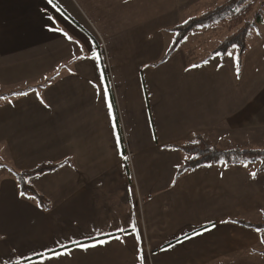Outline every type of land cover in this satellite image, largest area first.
Masks as SVG:
<instances>
[{
	"label": "crops",
	"instance_id": "crops-1",
	"mask_svg": "<svg viewBox=\"0 0 264 264\" xmlns=\"http://www.w3.org/2000/svg\"><path fill=\"white\" fill-rule=\"evenodd\" d=\"M199 2L57 0L61 16L47 0H0V264L60 244L70 254L46 264H140L141 249L144 264H264V161L176 176L186 154L169 145L192 134L264 150V4L259 19L247 15L241 54L214 52L241 27L220 21L190 30L159 62ZM49 15L78 43L50 30ZM88 32L106 55L119 143L100 62L78 59L98 52ZM39 164H60L28 178L45 208L20 195L14 175Z\"/></svg>",
	"mask_w": 264,
	"mask_h": 264
},
{
	"label": "trees",
	"instance_id": "trees-1",
	"mask_svg": "<svg viewBox=\"0 0 264 264\" xmlns=\"http://www.w3.org/2000/svg\"><path fill=\"white\" fill-rule=\"evenodd\" d=\"M252 11V3L250 0H226L223 3L217 4L212 8L202 12L199 15L189 17L188 19L174 25L171 31L174 33L171 44L166 48L164 54L159 62L165 61L178 47L179 43L183 40L190 30L195 27L211 24L213 22L227 21L229 28L239 27L236 31L225 37L214 49V52L224 53L231 46H238L240 54L245 49V37L247 30L253 26V19L248 20L247 15ZM259 13L255 12L253 17L259 19ZM81 27V26H80ZM83 29V27H81ZM97 46L98 53L101 54L100 67L105 77L111 102L115 113V122L119 137L122 140L121 126L115 105L114 94L110 82L109 72L107 68V60L104 49L98 43L95 37L87 33ZM169 147L177 148L186 154L181 164L176 169V176L183 172L194 169L203 164H212L225 162L226 164L236 163L243 157L255 159L260 157L264 161V150L259 149H239V148H226L222 149L212 144L207 138L201 134H192L189 141L182 144H170ZM60 164H39L31 169L14 171L15 178L18 182L19 190L24 193L33 195L39 204L44 208L46 199L31 186L28 182L30 176L43 174L56 169ZM127 173L130 174L128 162L125 161ZM264 215V210H263ZM243 225L263 226V224H250L244 221H239Z\"/></svg>",
	"mask_w": 264,
	"mask_h": 264
},
{
	"label": "snow or ice",
	"instance_id": "snow-or-ice-1",
	"mask_svg": "<svg viewBox=\"0 0 264 264\" xmlns=\"http://www.w3.org/2000/svg\"><path fill=\"white\" fill-rule=\"evenodd\" d=\"M47 5L51 6V8L54 9L56 13H60V15L63 16V12L61 11V8L57 3V0H47ZM48 21L51 22L50 30L60 32L63 35V37L66 38L71 43H74V44L78 43V41L74 40L73 37L70 36L66 31H64L63 28L59 27V21L57 20V18L55 16L49 15ZM80 51L83 52V46L82 45L80 47ZM89 52L91 53L90 55L80 56V57H78V59H89V60H92L94 62L99 63L100 59H101V54L96 52L92 48L89 49ZM219 54L220 53H218V55ZM226 55L232 56L233 53L227 52ZM101 80H103V73H101ZM99 94H100V92L98 91L97 95H99ZM21 95H27V93H21ZM103 97H104L105 103L109 109V114L112 115L113 121H115V116H114V113L112 112L113 106L111 103L109 90L106 86L103 87ZM113 127L114 128L116 127L115 122H113ZM119 142H120L119 136H117V143H119ZM124 159H127V157L125 156ZM208 166L211 167V165H208ZM256 175L257 174L255 172L251 173V176L253 178H255ZM20 195L24 196L25 193L21 192ZM213 227H215V225H213ZM132 228H133V233L136 234V239L139 241L140 238L138 235V230L136 229V225L133 224ZM119 231L123 232V231H125V229L121 228V229H119ZM205 231H208V229H205ZM196 235H202V233H196ZM185 239H191V237H185ZM262 242H264V241H262ZM70 243L76 247H80V248H83L85 250L89 246L95 247V244L85 245V244H81L77 240H71ZM99 243L103 244V243H106V241L101 240V241H99ZM60 247L62 249H64V251H57L55 249H47L46 251H35L34 250L33 256H35L36 259H32V257H28L29 264H46V262L58 260L61 256L70 254V252L72 250L71 248L68 247V245H65V244H60ZM138 259L140 260V264H144L145 257L142 254V249L140 250V255L138 256ZM17 264H20V262L17 261Z\"/></svg>",
	"mask_w": 264,
	"mask_h": 264
},
{
	"label": "rangeland",
	"instance_id": "rangeland-1",
	"mask_svg": "<svg viewBox=\"0 0 264 264\" xmlns=\"http://www.w3.org/2000/svg\"><path fill=\"white\" fill-rule=\"evenodd\" d=\"M250 1L252 3V11L251 12L253 14L250 12L248 14V16L249 17H252V15H254V13L257 12V11H254V10L260 9V7L264 4V0H250ZM214 2H217V3H214ZM223 2H225V1L224 0H200V2L196 6L195 11H193L192 16L199 15L202 12H204V11L212 8L213 6H215L213 4H216L217 5V4H220V3H223ZM49 76H51V75L45 76L44 78H48ZM260 258L261 259H264V255L263 254H260Z\"/></svg>",
	"mask_w": 264,
	"mask_h": 264
}]
</instances>
